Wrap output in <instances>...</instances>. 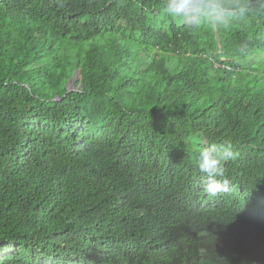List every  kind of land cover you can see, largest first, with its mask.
<instances>
[{"label": "trees", "instance_id": "obj_1", "mask_svg": "<svg viewBox=\"0 0 264 264\" xmlns=\"http://www.w3.org/2000/svg\"><path fill=\"white\" fill-rule=\"evenodd\" d=\"M164 6L0 0V264H262L236 243L264 226V9ZM225 141L243 201L205 192Z\"/></svg>", "mask_w": 264, "mask_h": 264}, {"label": "clouds", "instance_id": "obj_2", "mask_svg": "<svg viewBox=\"0 0 264 264\" xmlns=\"http://www.w3.org/2000/svg\"><path fill=\"white\" fill-rule=\"evenodd\" d=\"M261 9H264V0H258ZM166 14L177 20L185 21L195 27L206 23L210 30L217 31L226 28L230 20L236 16L246 15L253 11L252 0H165ZM259 10V9H258ZM228 68L230 66H227ZM235 155L231 141H225L221 150L206 148L199 152L198 167L205 174V192L210 195L227 196L241 201L240 190L228 178L223 176V165ZM260 190L254 198L263 201ZM247 249H257V259L264 264V226L260 227L255 235L244 231L240 241ZM234 248L235 243L232 242Z\"/></svg>", "mask_w": 264, "mask_h": 264}, {"label": "rangeland", "instance_id": "obj_3", "mask_svg": "<svg viewBox=\"0 0 264 264\" xmlns=\"http://www.w3.org/2000/svg\"><path fill=\"white\" fill-rule=\"evenodd\" d=\"M75 77H76V76H75ZM75 77H74V78H75ZM74 78H72V79L69 81V83H68V87H67V92H69V91L75 89V85H74V83H73ZM68 90H69V91H68Z\"/></svg>", "mask_w": 264, "mask_h": 264}, {"label": "water", "instance_id": "obj_4", "mask_svg": "<svg viewBox=\"0 0 264 264\" xmlns=\"http://www.w3.org/2000/svg\"><path fill=\"white\" fill-rule=\"evenodd\" d=\"M78 78V76H76L75 78H74V81H73V83H74V85H75V82H76V79ZM69 91V90H68Z\"/></svg>", "mask_w": 264, "mask_h": 264}]
</instances>
